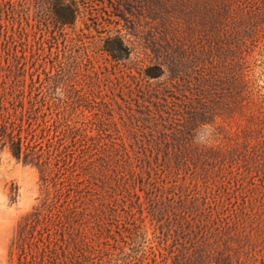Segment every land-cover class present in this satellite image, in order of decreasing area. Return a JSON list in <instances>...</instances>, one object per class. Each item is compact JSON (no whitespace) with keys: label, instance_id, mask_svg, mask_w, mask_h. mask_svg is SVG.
Segmentation results:
<instances>
[{"label":"trees","instance_id":"1","mask_svg":"<svg viewBox=\"0 0 264 264\" xmlns=\"http://www.w3.org/2000/svg\"><path fill=\"white\" fill-rule=\"evenodd\" d=\"M7 3L0 0L1 12ZM81 5V0L34 2L36 13L58 27L74 25ZM106 5L111 14L101 17L105 31L90 44L111 65L137 69L145 95L131 110L120 109L125 140L95 141L91 156L83 146L86 183L73 179L72 198L28 135L0 121V151L9 147L40 173L38 202L21 216L13 239L18 264H90L89 238L106 234L105 221L118 216L143 221L133 188L151 181L156 192H147L146 199L156 221L153 236L140 223L117 255L152 264H262L264 0H107ZM11 36L23 32L8 34L7 44ZM60 37L66 33L47 35L49 43ZM83 43L74 40L68 53L52 57L58 69L47 83L49 90L61 86L63 102L71 107L86 106L87 99L68 84L81 70ZM11 72L15 109H3L9 119L21 120L25 76L20 69ZM64 118L55 119L58 133L86 137V128L65 125Z\"/></svg>","mask_w":264,"mask_h":264},{"label":"rangeland","instance_id":"2","mask_svg":"<svg viewBox=\"0 0 264 264\" xmlns=\"http://www.w3.org/2000/svg\"><path fill=\"white\" fill-rule=\"evenodd\" d=\"M6 1L9 3L5 4L2 12L0 5V121H8L21 135H28L34 149L43 153L45 160L52 164L60 186L72 198L71 190L75 183L73 179L79 177V184L86 183L80 169L85 156L82 153L83 146H89L87 153L91 156L97 149L95 141L102 144L126 139L120 109L131 110L142 103L145 95L142 88L144 79L137 69L132 70L123 64L111 65L92 46V40L105 31L101 17L107 19L111 14V8L106 5L107 0H81L79 18L75 24L60 27L50 25L36 13V0ZM11 4L21 7L22 12L9 10ZM6 7L8 10H5ZM19 29L23 36H11L7 44V35ZM49 31L66 33V37L51 39L52 42L49 43ZM71 39L78 40L79 44L84 42L86 47L80 72L68 82L87 99L85 107L80 104L71 107L63 102L67 95L61 86L56 89L51 86L50 90L47 87L51 77L49 73L58 69V64H54L52 57L68 53L74 41ZM261 64L264 66L263 62ZM14 69H20L25 76L23 89L19 94L23 97L21 120L9 119L10 116L4 113L5 107H10L11 111L15 109L14 100L9 96L12 93L17 95L16 86L13 87L16 79L11 72ZM84 73L93 78H85ZM260 84L264 85V69ZM53 102L59 108L55 109ZM58 115L67 118L63 120L68 122L65 125L86 128V137L74 135L66 138L58 133L55 130L59 126L55 120ZM110 123L113 125L110 126ZM152 183L153 181L149 184L146 182L143 186L137 184L133 188V197L142 207V214L137 211L136 215L143 221H129L118 216L114 221H105V235L89 238V244L93 246L90 264H152L146 259H123L122 255H117L121 252L122 245H127L129 231L137 228L140 223L148 228V237L153 236L156 221H151L148 215L146 199L147 192H156L152 189ZM40 187L39 170L35 166L24 164L12 154L9 147H4L0 151V264H18L19 251L13 244V239L21 216L38 202ZM110 254H114L113 261L108 256ZM259 259L264 264V255Z\"/></svg>","mask_w":264,"mask_h":264}]
</instances>
